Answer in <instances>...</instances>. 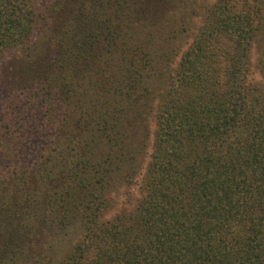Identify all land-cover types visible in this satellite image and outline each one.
<instances>
[{
    "label": "trees",
    "instance_id": "1",
    "mask_svg": "<svg viewBox=\"0 0 264 264\" xmlns=\"http://www.w3.org/2000/svg\"><path fill=\"white\" fill-rule=\"evenodd\" d=\"M196 1L0 0V264H264V0Z\"/></svg>",
    "mask_w": 264,
    "mask_h": 264
},
{
    "label": "rangeland",
    "instance_id": "2",
    "mask_svg": "<svg viewBox=\"0 0 264 264\" xmlns=\"http://www.w3.org/2000/svg\"><path fill=\"white\" fill-rule=\"evenodd\" d=\"M216 3V0H197L195 3V9L198 12L199 16L195 17L197 20L195 21V28H198V26H200V22H201V18L203 17V15L205 14L206 9H210L214 6V4ZM200 9V10H199ZM253 57L256 60V58L258 57V50H255L253 52ZM253 59V61L255 62V60ZM258 79V77H257ZM260 80V78H259ZM132 205L131 202H126L124 205H122L123 208L126 209H130V206ZM114 214H116L114 211H111V214H109V217H112ZM62 247V248H61ZM60 248L62 250H66L65 246L62 245ZM61 253V252H60ZM60 255V254H59Z\"/></svg>",
    "mask_w": 264,
    "mask_h": 264
}]
</instances>
